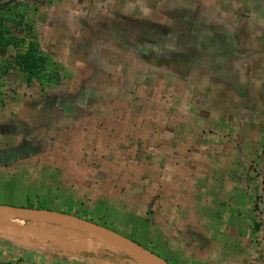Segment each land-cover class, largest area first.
I'll list each match as a JSON object with an SVG mask.
<instances>
[{
    "label": "crops",
    "instance_id": "obj_1",
    "mask_svg": "<svg viewBox=\"0 0 264 264\" xmlns=\"http://www.w3.org/2000/svg\"><path fill=\"white\" fill-rule=\"evenodd\" d=\"M138 61L102 67L115 75L104 94L94 87L96 98L26 117L19 131L29 135L30 160L8 156L5 163L22 171V206L122 222L137 237L130 239L171 264H264V133L243 131L245 116L236 110L208 126L215 117L206 108L201 123L180 130L168 122L171 111L163 112L166 100L148 92L147 67L141 55ZM14 189L1 184L0 193ZM47 226L0 217V264H144L98 239Z\"/></svg>",
    "mask_w": 264,
    "mask_h": 264
},
{
    "label": "rangeland",
    "instance_id": "obj_2",
    "mask_svg": "<svg viewBox=\"0 0 264 264\" xmlns=\"http://www.w3.org/2000/svg\"><path fill=\"white\" fill-rule=\"evenodd\" d=\"M25 2L0 14L11 21L26 16V23L34 27V40L44 49L47 65L40 78L31 80L18 69L0 71V186L15 184L12 195L0 193V204L22 206L26 199L22 171L5 167L8 156L21 157L24 164L30 160L29 135L19 131L26 128V117L59 113L66 100L79 103L82 98H96L92 89L99 86L103 92L107 80L115 76L102 67L128 63L134 68L140 64L139 55L147 67L140 76L147 78L148 92L166 100L163 112L171 111L168 122L173 119L180 130L201 123L206 108L215 117L208 126L222 125L236 110L245 116L240 122L243 131L264 133V0ZM117 51L124 56L118 57ZM11 53L15 54L13 47ZM0 63L7 67L1 56ZM143 88L135 92L137 96H142ZM41 89L46 90L44 104L30 106L28 97ZM179 113L188 122L179 124L175 116ZM85 192L93 193L84 189L82 194ZM6 198L10 202L1 203ZM89 212L81 214L88 216ZM96 220L137 240L123 230L122 222ZM60 228L61 236L70 232L68 227Z\"/></svg>",
    "mask_w": 264,
    "mask_h": 264
},
{
    "label": "trees",
    "instance_id": "obj_3",
    "mask_svg": "<svg viewBox=\"0 0 264 264\" xmlns=\"http://www.w3.org/2000/svg\"><path fill=\"white\" fill-rule=\"evenodd\" d=\"M25 4V0H0V11ZM26 19V16H23L21 21H11L5 15L0 14V56L7 62V67L0 63V71L10 73L11 70L18 69L27 74L31 80L33 77L40 78L41 72L47 65V57L41 44L34 40L32 35L34 27L26 23ZM11 47L15 49V54L11 53ZM45 93L46 90L41 89L35 96H29L28 104L41 108L45 101ZM68 228L87 240L97 239L95 235L82 229Z\"/></svg>",
    "mask_w": 264,
    "mask_h": 264
},
{
    "label": "water",
    "instance_id": "obj_4",
    "mask_svg": "<svg viewBox=\"0 0 264 264\" xmlns=\"http://www.w3.org/2000/svg\"><path fill=\"white\" fill-rule=\"evenodd\" d=\"M0 217L21 220L29 219L31 220L30 222L47 223L52 227L64 226L82 229L95 235L102 243L120 249L144 264H171L154 251L127 236L76 214L50 209L0 204ZM70 232L76 233L71 230Z\"/></svg>",
    "mask_w": 264,
    "mask_h": 264
}]
</instances>
